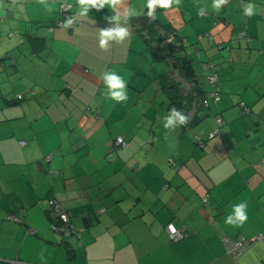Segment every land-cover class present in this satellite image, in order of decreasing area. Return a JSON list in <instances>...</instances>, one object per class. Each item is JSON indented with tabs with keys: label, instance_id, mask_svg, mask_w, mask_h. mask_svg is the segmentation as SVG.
<instances>
[{
	"label": "crops",
	"instance_id": "1",
	"mask_svg": "<svg viewBox=\"0 0 264 264\" xmlns=\"http://www.w3.org/2000/svg\"><path fill=\"white\" fill-rule=\"evenodd\" d=\"M50 2L74 12L78 0ZM124 2L139 11L144 0ZM247 2L256 15H243ZM211 3L133 17L129 37L103 50L108 7L73 31L54 25L61 7L44 15L39 0H0V264H264V0H228L219 13ZM171 56L191 60L199 93L169 132L172 87L196 89ZM106 70L125 79L126 102L106 96ZM51 199L71 234L53 229ZM241 201L248 221L226 225ZM169 224L184 236L172 240ZM226 238L249 244L233 256Z\"/></svg>",
	"mask_w": 264,
	"mask_h": 264
},
{
	"label": "clouds",
	"instance_id": "2",
	"mask_svg": "<svg viewBox=\"0 0 264 264\" xmlns=\"http://www.w3.org/2000/svg\"><path fill=\"white\" fill-rule=\"evenodd\" d=\"M180 3L181 0H144L143 5L138 11L135 7L126 6L124 0H78L74 6L75 11L63 20L61 27L65 30L72 29L74 31V25L88 18L91 9L95 8L99 10L108 7L114 13L110 17H107L112 26L100 28L98 34L99 48L107 50L111 42L122 43L129 37V28L123 25L127 24L131 18L143 14L149 19H154L158 8H178ZM227 3L228 0H212L211 8L216 13H219ZM59 7H61V5L50 2V0H39L36 9L44 15H51ZM205 12L206 8L202 6L198 9L197 14L203 17ZM242 12L245 17H252L257 14L256 5L252 2H247L243 5ZM100 80L104 86L105 94L110 100L117 103H123L128 100L127 83L117 71L106 70L100 77ZM188 120L189 117L187 114L177 109H170L168 114L162 118L163 128L169 132L175 131L179 127L186 125ZM165 139H168L167 135ZM170 146L175 147L174 144ZM247 209V201L233 204L232 210L230 214L225 217L224 223L234 227L243 226L248 221Z\"/></svg>",
	"mask_w": 264,
	"mask_h": 264
},
{
	"label": "built area",
	"instance_id": "3",
	"mask_svg": "<svg viewBox=\"0 0 264 264\" xmlns=\"http://www.w3.org/2000/svg\"><path fill=\"white\" fill-rule=\"evenodd\" d=\"M61 12L63 14V19L60 20V22H58V25H61L63 20L70 15L69 13V6H62L61 8ZM264 15V12H263ZM211 66V65H210ZM208 81L209 83H214L216 81V74L213 73L212 75H210L208 77ZM211 95L214 96L215 99H217V94L216 93H212ZM203 103L206 104L207 103V99H203ZM215 122H216V128L214 130H212L209 133V137L214 136L218 133V126L221 124V120L219 118V116H215ZM196 141L198 143V145H202L203 143V139H201L200 137H196ZM115 145L118 147H125L127 146V142L123 137H118L115 140ZM54 175H56V173H54ZM50 204V208H51V213L53 216H55L57 219L55 220V222L57 221V223H55V225L53 226V229L57 230L58 232H62V233H66V234H71L72 233V226L70 223V217L69 214L67 212H65L57 202L51 200L49 202ZM171 226V228H170ZM174 230V231H173ZM167 231L171 237L172 240L177 241L179 239H181L184 236V233L182 231L177 230L173 225L169 224L167 226ZM256 239H263L264 240V233L260 234L258 236H256ZM225 245H226V249L227 252L230 253L233 256H237L241 251H243V249L249 244V240H231L226 238L224 240Z\"/></svg>",
	"mask_w": 264,
	"mask_h": 264
},
{
	"label": "trees",
	"instance_id": "4",
	"mask_svg": "<svg viewBox=\"0 0 264 264\" xmlns=\"http://www.w3.org/2000/svg\"><path fill=\"white\" fill-rule=\"evenodd\" d=\"M62 6H69V5H66V4H63ZM61 6V8H62ZM69 13L71 14L72 13V10H71V6H69ZM61 18L54 22V25L57 26V27H61V25H58V22H60L61 19H63V14L61 12ZM264 17V16H263ZM50 27H53V25H50ZM173 58V60L175 61L176 63V70L178 71V74L183 78V80L185 81V83L187 82L188 84H192L191 87L192 88H196L195 90H191L189 91L186 96L185 95H182L178 89L177 86H173L172 87V90L170 91V100H171V106L174 107V109H177V110H180L182 111L183 113L187 114L188 115V112L190 110V107H191V102L194 101L193 97L194 96H191L192 94L194 95L195 93L198 94V84L197 82L195 81V74L193 72V68H192V65H191V60L189 59H182V60H178V58H174L173 56H171ZM211 65V66H210ZM213 63L209 60H204L202 62V66L205 70H211V72L209 74H206L205 76V79H207V83H209L208 81V77L210 75H212L214 72V67H213ZM216 74V73H215ZM169 74H164V76L162 77L163 79H165V81H161V83L165 84V82L167 83V81L172 78V76L169 78ZM174 77V76H173ZM216 80H217V75H216ZM216 82V81H215ZM214 82V83H215ZM175 83V82H174ZM174 83H172V85H175ZM214 83H209V84H214ZM188 95V96H187ZM20 97V96H18ZM190 97H192L193 99H191ZM190 105V106H189ZM188 106V107H186ZM53 200V199H51ZM50 200V201H51ZM55 201V200H53ZM50 206V204H49ZM51 213V208H50V211ZM69 214V213H68ZM51 216L53 217L52 219L55 221L57 218L55 216L52 215L51 213ZM93 221V217L92 215L88 214L86 216H84L82 218V222H83V225L85 226H88L92 223Z\"/></svg>",
	"mask_w": 264,
	"mask_h": 264
},
{
	"label": "water",
	"instance_id": "5",
	"mask_svg": "<svg viewBox=\"0 0 264 264\" xmlns=\"http://www.w3.org/2000/svg\"><path fill=\"white\" fill-rule=\"evenodd\" d=\"M173 67H175V63L173 64Z\"/></svg>",
	"mask_w": 264,
	"mask_h": 264
}]
</instances>
